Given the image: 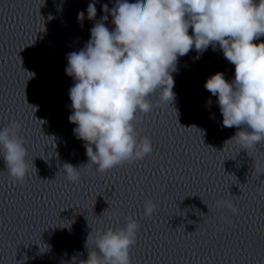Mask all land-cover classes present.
Returning <instances> with one entry per match:
<instances>
[{
  "label": "clouds",
  "instance_id": "1",
  "mask_svg": "<svg viewBox=\"0 0 264 264\" xmlns=\"http://www.w3.org/2000/svg\"><path fill=\"white\" fill-rule=\"evenodd\" d=\"M96 2L87 6L88 20L96 18ZM102 11L106 14L90 29L86 45L67 54L65 69L75 81L69 90L68 119L97 171L107 173L152 152L148 138L137 140V114L152 110L153 94L159 93L168 105L174 100L172 73L179 57L195 49L199 59L217 44L235 66V76L229 82L217 72L204 88L217 97L223 127L240 129L227 142L235 141L247 152L264 143V42L254 43L264 36V0H116L111 9L102 5ZM108 14L113 30L105 24ZM77 19L84 21V11ZM211 103L209 99L206 106ZM20 128L13 123L0 130V148L9 176L23 183L29 165ZM63 168L67 180L79 181L77 168L68 163ZM217 206L238 213L227 201ZM155 208L147 200L143 214L150 217ZM138 231L139 224L129 217L124 228L90 234L86 247L94 240L95 250L81 264H131L130 248Z\"/></svg>",
  "mask_w": 264,
  "mask_h": 264
}]
</instances>
